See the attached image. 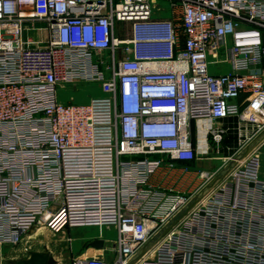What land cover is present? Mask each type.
Here are the masks:
<instances>
[{"label":"built area","instance_id":"built-area-1","mask_svg":"<svg viewBox=\"0 0 264 264\" xmlns=\"http://www.w3.org/2000/svg\"><path fill=\"white\" fill-rule=\"evenodd\" d=\"M168 1L0 0V264L34 227L115 229L70 264H264V0Z\"/></svg>","mask_w":264,"mask_h":264},{"label":"crops","instance_id":"crops-1","mask_svg":"<svg viewBox=\"0 0 264 264\" xmlns=\"http://www.w3.org/2000/svg\"><path fill=\"white\" fill-rule=\"evenodd\" d=\"M155 5L159 8L155 14L156 17L168 18L170 16L168 0H155ZM85 228L89 227L73 228L66 232L64 238H60L44 227H34L30 232V240L27 243L28 251H24L23 246L20 247L19 245L11 250L6 247L4 248L5 251L3 249L4 260L1 264H15L20 258L28 257L29 254L34 251L47 255L48 264H70L68 263L69 258H65L66 255L70 258L76 256L96 255L97 248L91 246L93 240L101 238L108 241L116 238V231L113 227L103 229L93 227L97 228V231L95 232L96 234L93 235H87ZM50 236L54 237V239L59 241L62 245L66 244V253L63 252L61 258L57 257V253L49 250V245L47 243L50 240ZM103 236H105V238Z\"/></svg>","mask_w":264,"mask_h":264},{"label":"rangeland","instance_id":"rangeland-1","mask_svg":"<svg viewBox=\"0 0 264 264\" xmlns=\"http://www.w3.org/2000/svg\"><path fill=\"white\" fill-rule=\"evenodd\" d=\"M31 38H37V34L35 32H30L28 35ZM222 58V57H221ZM214 68L211 66L209 67L210 71H213ZM230 70V64L225 63L223 64L222 72H227ZM102 95L101 89L99 88L97 83L93 82H75V83H67L64 86H59L57 87V100L60 103L63 104H87L89 103L91 98L99 97ZM220 156L223 155V153L219 154ZM218 155V157H220ZM225 160L222 159H213L210 162H208L207 165H204L205 167L201 168H207L209 170H215L216 168L220 167L221 164L225 166L226 163H224ZM226 167V166H225ZM224 167V168H225ZM87 235H93L96 234L95 232L97 231V228L89 227L85 228ZM73 232V231H72ZM74 234V233H73ZM105 238V236H103ZM50 239V240H49ZM49 242L47 243L49 245V250L51 252L57 253V257L61 258V254L63 252L66 253V244L62 245L59 241H56L54 237L49 238ZM75 245V243H74ZM5 251V249H4ZM66 259L69 258L68 263H71L72 257L70 258L68 255L65 257Z\"/></svg>","mask_w":264,"mask_h":264},{"label":"water","instance_id":"water-1","mask_svg":"<svg viewBox=\"0 0 264 264\" xmlns=\"http://www.w3.org/2000/svg\"><path fill=\"white\" fill-rule=\"evenodd\" d=\"M264 136V130L255 138V140L253 141L256 142L258 141L260 138H262ZM249 150V146L244 150V153L247 152ZM243 153V154H244ZM233 166V162L229 163L215 178H213V180H211V182L209 184H207L204 188H202L199 193L194 197V199L192 200V202L187 206V208L184 210V212H182L178 217L182 216L184 213H186L193 205L194 203L206 192L208 191L210 188H212L215 183L221 179V177ZM169 225H172L169 224ZM168 227V226H167ZM91 246L94 248H102L103 246V239L101 238H97L95 240H93L91 242ZM145 250L142 249L139 254H137L130 263H132L134 260H136L140 254H142V252ZM15 264H48V256L45 255L44 253L38 252V251H34L31 252L29 254L28 257H22L20 258Z\"/></svg>","mask_w":264,"mask_h":264},{"label":"trees","instance_id":"trees-1","mask_svg":"<svg viewBox=\"0 0 264 264\" xmlns=\"http://www.w3.org/2000/svg\"><path fill=\"white\" fill-rule=\"evenodd\" d=\"M232 135H230V137H231Z\"/></svg>","mask_w":264,"mask_h":264},{"label":"bare ground","instance_id":"bare-ground-1","mask_svg":"<svg viewBox=\"0 0 264 264\" xmlns=\"http://www.w3.org/2000/svg\"><path fill=\"white\" fill-rule=\"evenodd\" d=\"M264 139V138H263ZM262 140V139H261Z\"/></svg>","mask_w":264,"mask_h":264}]
</instances>
